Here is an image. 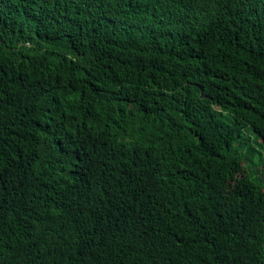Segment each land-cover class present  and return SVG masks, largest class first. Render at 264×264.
I'll return each instance as SVG.
<instances>
[{
	"label": "trees",
	"instance_id": "obj_1",
	"mask_svg": "<svg viewBox=\"0 0 264 264\" xmlns=\"http://www.w3.org/2000/svg\"><path fill=\"white\" fill-rule=\"evenodd\" d=\"M254 141L264 0H0V264H264Z\"/></svg>",
	"mask_w": 264,
	"mask_h": 264
},
{
	"label": "rangeland",
	"instance_id": "obj_2",
	"mask_svg": "<svg viewBox=\"0 0 264 264\" xmlns=\"http://www.w3.org/2000/svg\"><path fill=\"white\" fill-rule=\"evenodd\" d=\"M249 135H250V137L252 138V139H255V133L252 131V133H248ZM255 143H254V145L256 146V148L258 149V151H261V155H262V157H263V163H264V146L261 144V143H257L256 141H254ZM257 157H254L253 159L256 161L257 159H256ZM259 172H261V171H264V167L263 166H261L260 168H259Z\"/></svg>",
	"mask_w": 264,
	"mask_h": 264
}]
</instances>
